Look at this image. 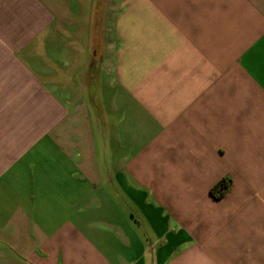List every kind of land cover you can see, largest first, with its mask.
<instances>
[{"label": "crops", "instance_id": "0c3cea01", "mask_svg": "<svg viewBox=\"0 0 264 264\" xmlns=\"http://www.w3.org/2000/svg\"><path fill=\"white\" fill-rule=\"evenodd\" d=\"M0 264H264V0H0Z\"/></svg>", "mask_w": 264, "mask_h": 264}, {"label": "trees", "instance_id": "16d2710c", "mask_svg": "<svg viewBox=\"0 0 264 264\" xmlns=\"http://www.w3.org/2000/svg\"><path fill=\"white\" fill-rule=\"evenodd\" d=\"M227 189L228 183L226 180H222L211 189V192L215 197L219 198L225 193Z\"/></svg>", "mask_w": 264, "mask_h": 264}]
</instances>
